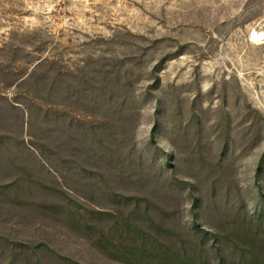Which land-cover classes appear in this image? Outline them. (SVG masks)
<instances>
[{
  "label": "rangeland",
  "instance_id": "rangeland-1",
  "mask_svg": "<svg viewBox=\"0 0 264 264\" xmlns=\"http://www.w3.org/2000/svg\"><path fill=\"white\" fill-rule=\"evenodd\" d=\"M253 31L264 0H0V264H122L95 239L131 211L203 264H264Z\"/></svg>",
  "mask_w": 264,
  "mask_h": 264
},
{
  "label": "trees",
  "instance_id": "trees-1",
  "mask_svg": "<svg viewBox=\"0 0 264 264\" xmlns=\"http://www.w3.org/2000/svg\"><path fill=\"white\" fill-rule=\"evenodd\" d=\"M133 214L131 211L122 219V230L113 229L104 233L101 229L96 234L95 243L110 258L122 264H203L201 255L187 253L183 247L171 249L168 243L161 241V236L167 233L166 230L157 228L151 235L144 232L136 226ZM107 216L113 218V215ZM84 227L88 232L93 230L92 225L87 222ZM234 228L237 227L232 229ZM237 233L242 236L240 231ZM252 259L256 257L253 256ZM252 259L250 258L248 264H260L258 260Z\"/></svg>",
  "mask_w": 264,
  "mask_h": 264
},
{
  "label": "bare ground",
  "instance_id": "bare-ground-1",
  "mask_svg": "<svg viewBox=\"0 0 264 264\" xmlns=\"http://www.w3.org/2000/svg\"><path fill=\"white\" fill-rule=\"evenodd\" d=\"M249 42L252 44H261L264 42V31H253L249 36Z\"/></svg>",
  "mask_w": 264,
  "mask_h": 264
}]
</instances>
